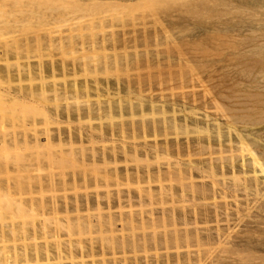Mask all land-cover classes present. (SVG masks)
Listing matches in <instances>:
<instances>
[{
	"label": "rangeland",
	"instance_id": "374dc122",
	"mask_svg": "<svg viewBox=\"0 0 264 264\" xmlns=\"http://www.w3.org/2000/svg\"><path fill=\"white\" fill-rule=\"evenodd\" d=\"M92 1L99 5H93ZM168 1L167 5L166 2L163 3L166 7L155 4H152L153 7L151 4L137 7V1L134 0H91L92 3L86 0H0V93L3 90L10 93H18L17 91L21 90L25 94L31 91L36 97L30 106L26 107L14 103H6V106H3L1 104L7 100L3 99L4 97L3 103L0 101V255L7 257L3 261L1 258L0 264H36L34 256L22 257L21 249L24 245L29 248L36 245H52L55 241L84 244L90 241L95 243L110 241L111 236L105 235L104 230L100 233L97 228L88 230L82 223H76L73 219L75 213L71 210L66 214L61 205L69 203L71 207L74 200L85 199L86 196L93 198L95 192L104 196L106 189L113 195L118 190L123 192L121 194H126L127 191L135 193L138 188L145 190L147 187L146 184L135 181L129 185L121 181L117 186L116 181L110 180L108 184L100 187L88 183L86 187L74 188L69 184L70 178H102L103 175L107 176L113 172L119 176L118 178H125L124 175L132 177L136 171H140L138 174L142 176L144 175L142 171L154 173L156 168H160L162 172L166 171L165 157L161 154L156 156L148 153L146 149L155 145L161 147L166 143L174 145L173 147L177 144L183 146L187 136L183 133L175 136L170 130L167 136L161 131L159 136L150 140L151 129L146 128L145 133L139 131L142 122L152 120L149 114L150 105L162 107L166 113L169 111L166 115H171L175 111L179 123L183 119V114L192 112L198 124L189 125L203 129L207 127V123L205 124L207 121L203 118L205 112L209 116L214 115L211 113L214 110L210 102V93L219 98L220 95H223V98L243 97L240 92L248 85V80L241 84V81L234 79L237 71H240L238 66L241 62L237 57L244 54L241 50L243 43L239 41L243 42L242 39L247 38L249 36L247 34L251 32L259 35L263 32L264 25L260 29L252 22L238 33L225 23L217 26V23L211 20L214 28H209L208 24L202 22L210 20L201 17L199 11L209 13L232 11L230 7L225 8V3L229 0L212 2L175 0L177 4L172 0L169 3ZM261 11L260 9L259 12ZM262 66L264 67L263 64ZM262 66L258 64L259 68ZM30 70L32 78L28 74ZM260 73L256 81L257 85L262 86L264 72ZM42 88L44 94L39 95L41 91L36 89ZM207 93L208 97L205 95ZM203 94L205 96L202 98ZM219 98L220 104L224 106L222 102H225V98H221L223 101ZM183 99L186 101H182ZM117 106H121L120 111L113 109L114 113L108 114L107 111H103L109 107L118 108ZM257 108L260 110L254 107L253 115L261 110L264 112V108ZM101 109L103 112H100ZM154 118L157 122L160 120L159 116ZM209 122L213 124L212 121ZM221 125V131L227 132L226 127ZM193 127V130L196 129ZM243 128L245 127L239 125L238 129L242 131ZM208 129L214 130V124L208 126ZM120 130L125 131L127 136H118ZM255 131L261 133L264 128L263 131H259L256 127ZM60 133L62 140L58 141L57 134ZM69 133H72L75 139L71 140V145L68 146ZM195 135L196 133H190L188 137L195 138ZM46 136L52 138L50 144L54 148L50 150L43 147ZM89 136H92L90 140ZM14 140L19 141L17 146L12 145ZM262 140L261 143L264 144V138ZM57 141L62 147L61 145L57 147ZM102 151L107 153L105 160L101 158ZM91 154L97 155L95 156L97 161L94 162L97 168L95 166L94 169L85 166L91 165L92 162L85 161ZM171 159L173 160H170L171 166L176 167L175 157ZM181 159L185 161L187 158ZM197 161L198 158H193L192 166H199ZM227 174L226 178L217 179H224L223 183L227 181L232 188L233 177L231 173ZM236 175L241 177L239 173ZM258 175L257 171L254 172V178L260 182L263 180L260 187L261 193H264V178ZM110 176L115 178L113 175ZM190 179L189 181L195 184L207 183V180H200L201 178L198 179L196 175ZM49 181L53 183L50 184ZM169 181L168 178L161 180L160 183L152 181L149 189L155 193V197L146 199L145 205L141 208L144 213L141 215L146 216L147 220L150 213L155 217H162L168 215L170 211L172 214L177 213L176 216L181 218L186 212L188 215L186 219L189 218L188 226L178 221L180 224L177 228L180 234L185 231L191 233L195 228L203 229L207 226L214 232L216 229L214 212L209 225L193 224L190 214L192 207L186 203L191 198V193L184 194L183 198L177 193L171 198L170 189L175 187L177 180L171 183ZM237 181L242 184L243 180ZM244 196L243 191L238 193L237 200L241 204L238 207L243 210L248 205L247 207L252 209L255 205L254 188L251 187L248 197ZM151 200L152 202H149ZM225 202L228 213L233 214L237 210L236 204L234 207V200L228 198ZM259 202H264V198L259 199ZM54 203H57V206ZM133 206L131 210L136 214L141 212H138L139 206ZM127 208L123 210L124 213H128ZM210 210L212 211V207ZM106 211V208L100 212L92 208L88 212H81V215L88 214L91 220H96L98 215L100 218L102 215L103 218ZM251 211L252 216H255L256 210ZM183 212L181 216L180 213ZM111 213L117 215L118 211L113 207ZM222 218L223 215L219 217ZM234 218L231 216V219ZM146 224L144 231L139 229V224H135L138 228L124 227L126 229L122 231L124 230L123 233L127 237L125 238L128 239L133 229L136 237L140 234L144 237L143 232L145 236L152 234L155 227L150 229L151 226ZM217 225L224 228V222ZM165 226L156 227L155 234L159 235H155L156 237L165 236V233L166 236L169 233L171 235V225L167 223ZM235 228L238 231L243 230L241 225ZM205 232L201 231L202 237ZM119 239V233L114 232L111 242ZM168 245L156 249L141 248L136 250L138 252L135 254L141 260L147 257L150 263L156 261L154 256H159L158 260L163 264H177L175 258H178L180 264H195L193 242L189 245L181 243L176 247L173 243ZM259 254L263 256L264 252ZM133 255L106 254L105 259L114 258L117 264H122L121 260L124 257L131 264ZM97 259L100 260L99 256H96L95 260L100 262ZM84 260L91 261L89 258ZM60 262L69 263L66 260H50V263L54 264Z\"/></svg>",
	"mask_w": 264,
	"mask_h": 264
},
{
	"label": "bare ground",
	"instance_id": "6f19581e",
	"mask_svg": "<svg viewBox=\"0 0 264 264\" xmlns=\"http://www.w3.org/2000/svg\"><path fill=\"white\" fill-rule=\"evenodd\" d=\"M86 1L91 2V0H86ZM124 1H131V0H124ZM134 1H137V5H136L137 7L143 4H145L146 6L147 5L149 6V4H151V6L152 4L153 5L155 4V6L161 5V6L166 7L167 5L166 1L168 0H134ZM172 1L174 2L175 0H172ZM199 1L202 2L204 0H199ZM205 1L208 2L210 0H205ZM165 2H166V5L163 4ZM210 2H212V0ZM96 4L99 5L98 3L93 2V5H96ZM102 4L105 5V3H102ZM93 5H91V7ZM226 7H230L232 11H225L222 13H219V12L209 13L208 11L200 10L199 12L201 14V17L210 20V22L203 21L202 23L208 24L209 28L210 27L214 28V26L211 25L213 22L217 23L216 24L217 26L225 23L226 25H229L231 29H236L235 31H237L238 33H240L248 25H251L252 22H255L254 25L259 26L260 29L263 28L264 0H254L253 2L246 1V0H229V1H226L225 3V8ZM105 8H108V7L105 6ZM115 8L116 7H114V9ZM260 9L262 10L261 12H259ZM197 13L198 11L195 14ZM194 22H195L194 24L198 26L197 22L196 21ZM229 32L231 33V31ZM247 35H249L247 38L242 39L243 42L239 41L243 43L241 50L244 52V54H240L241 56L237 57L240 60L239 62H241L239 66L237 65L240 71L238 70L239 73L237 71V74L234 77L235 81L238 79L239 81H241V84L243 83V81L248 80L247 81L248 85L245 86L243 90L241 89L242 92H240L241 94H243V97L234 96L233 98H231L229 96L228 97L224 96L225 102H222L224 103V106H223V104H220V101L218 100L219 97L218 96L216 97L215 95L212 96L213 94L210 93L209 95V97L211 98L210 102L214 110L211 113H213L214 115L209 116L205 112V115L203 116V118L206 119L205 121H207L205 122V124L207 123V127L205 128L202 127L203 129H199L196 126L194 127L190 126L189 124L191 125L198 124L196 116L192 112H189L188 114H183L182 115L183 119L180 120L181 122L179 123L178 118H177L178 114L176 116L175 111H173L171 115L170 114L166 115L169 111H167L166 113V111L162 107H157V106L149 104L151 113L149 112L148 113L150 114L151 117L149 115L147 116L152 118V120H148L147 122L145 121L142 122L139 131L145 133L146 128L151 129L152 138L150 140H153V138H155V136L157 137V135L159 136V134H161V131L162 133L164 132V134H166L167 136L168 135L167 133H170L169 132L170 130L175 136H177L178 134L181 135L182 133L187 136L186 143L183 146L176 143L177 146L173 147L174 145H170L169 143H166L165 145L161 147H156L155 145L151 148L146 149L148 153H152L156 156L161 154L165 157L166 162H167L166 163L167 169L165 172H162L160 168H156L154 173H152L151 171L149 172L142 171L144 174L143 176L138 174V172L140 171H136V173L132 177H130L131 175H128V174L124 175L125 178H118L119 176L113 172L114 174L112 173L110 175H113V177L115 178H110L112 177L110 175H107V176L103 175L102 178H70L69 179V184H71L74 188H76L77 186L86 187L88 183L97 184V187H100L102 185L108 184L110 180L116 181L117 186L121 183V181L126 182L125 183L126 185H129L130 182H133V181L139 184L144 183L147 185L145 190L138 188L137 192L132 193L130 191H127L126 194H121L123 192L118 190L116 194L111 195L108 189H106L105 191L106 193L103 194L104 196L102 195L100 196L97 192H95L93 198H89L86 196L85 199L74 200L71 207L69 206V203L61 205L63 211L66 214H68L67 211L70 212L71 210L75 213V216L73 219L75 220L76 223L78 224L82 223L85 227L88 228V230L89 229L92 230L93 227L97 228V230L100 231V233L102 232V230H104L105 233L104 232L103 233L105 235L109 234L111 238L113 237L114 232L115 233L117 232L120 235L119 240L111 242L112 240L110 238L109 242L108 241L104 242L106 244L101 243V242L95 243L92 241H90L87 244L73 243L71 241H67L66 243H63L61 241H55L52 245L50 244L36 245L33 247H29V248H27V246L24 245L22 246V249H21L22 257L29 258V257L34 256L36 258L35 259L36 264H41V263L54 264V263H50V260H56V259L69 261L68 264H117L114 258L105 259V255L106 254L115 255L116 253H119L124 256L125 254L130 253V254H134L131 264H163L162 261L158 260L159 256H154L156 258V261L155 262L151 261L152 263H150L148 259H146L147 257L144 258L143 260L138 259L136 256L138 251L136 252V250H139L141 248H146V247L156 249L160 246H165V245H166L165 247H167L168 244H172V243L175 244V247H176L179 244L181 245V243H185V244L187 243V245H189L191 242H193V247L195 249V252L193 254L195 257H194L193 262L195 264H264V254L263 256L262 254L261 256L259 254V253L264 252V202H259V199H261L262 197L264 198V193L263 192L261 193L262 188L260 187L261 186L260 183L263 180L260 182L257 178H254V172L256 173V171H257V174L261 175L264 178V144L261 143L263 141L262 139L264 138V131H263L264 112H262L263 110H261V112L256 113V115L252 114L255 112L254 107H256V109H259L257 107H261V109L264 108V85L262 84V86H259V84L257 85V81H256V77L261 74L260 72H264V67L262 66V64L264 65V30L259 35L255 34V32L254 34L251 32L250 34H247ZM249 49H252V51ZM234 60H236V58ZM115 64L116 63H114V65ZM258 64L262 66L260 67L261 69L258 67ZM117 65L118 64H116V66ZM257 69H259V74H257ZM52 71H53V68H52ZM31 72L32 70L28 71L29 77L31 76L30 78H32V75L30 74ZM193 82L194 80L192 81V83ZM219 87H220V84H219ZM36 90L41 91L39 92L40 93L39 95L44 94L43 88L41 90H38V89ZM7 91L8 90H3L0 93V101L2 103H3V100H2L3 97H4L3 99L5 98L7 99L4 101L5 102L4 104H1L3 106L4 105L6 106V103H14V104L21 105L22 107L23 106L26 107V106H30L29 104L36 98L35 94L31 91L27 92L26 94L21 92V90L17 91L18 93H10ZM208 93L205 94L207 95V97H208ZM231 94L233 95V93ZM205 95L203 94L202 98ZM220 97L223 98V95H220ZM221 98L219 99L223 101ZM182 101H186V100L183 99ZM190 105H192V103ZM120 107L118 108L109 107L106 110L103 109V111L105 112L107 111V114H108V113H112L113 109L115 111L116 110L120 111L119 110ZM130 107H132V105H130ZM103 111L101 109L100 112H103ZM78 115H79L78 117H80V114ZM147 116H144V117H147ZM155 116L160 117L159 118L160 120H158V122L155 121L156 119L154 118ZM208 119L212 121L215 126V129L212 131L208 129V126L210 125L213 126V124L210 123ZM219 122L223 124L224 128L226 127L227 132L221 131L222 125ZM158 124L160 125L158 126ZM239 125L241 127L244 126L245 128H243V130L241 131L240 129H238ZM261 125H263V127ZM192 127L196 129L193 130ZM256 127H258L259 131H263V132L256 133L255 131ZM131 129L135 130L132 127ZM119 133L120 135L118 134L116 135L120 137H124L125 135L127 136L125 131L120 130ZM190 133H194V134L196 133V135L194 136L195 138H189L188 135ZM132 134L133 133H131V136ZM57 136H58L57 137L58 141H60V139L62 140L61 133L57 134ZM91 138L92 136H89L88 139L90 140ZM50 139L52 138L51 137L49 138V136H46V138L44 139L45 145L43 144L44 145L43 147L49 148V150L54 148L50 144L51 143ZM68 139H69L68 141V146H69L71 145L70 141L74 140L75 137L73 136L72 133H69ZM35 140L40 143L39 140L37 139ZM153 142H155V140ZM18 143L19 141L14 140L12 142V145L17 146ZM59 143L60 142L57 143L58 144L57 147L61 145V143L60 144ZM58 149H61V148H58ZM111 154H113V152H111ZM95 156L97 155L91 154L87 158H85V161L87 163L89 162L93 163V164L91 163V165L88 164L89 166L85 165L87 168L93 167L92 169H94L95 166L97 168L96 163L94 165V162L97 161ZM106 157H107V153L106 152L104 153L102 151L101 158L105 160ZM134 157H136V155ZM134 157H131V159H135ZM172 157H175L176 162L175 163L173 162V163H174V166L176 167H172L170 164V162L173 161L171 159ZM183 157L187 159L184 161L181 159ZM123 158L125 159V157ZM193 158H198L197 162L199 166H192ZM115 159L116 157L114 158V160ZM128 173L131 174L130 172ZM227 173H231L230 175H232L233 177L232 179L231 176H229L232 180H234L231 183V185L233 186L232 188H230L229 185L226 183L227 181L223 183L224 179L222 180L217 179V178H226L225 175ZM237 173H239L241 177L239 175L238 177L236 175ZM194 175H196L198 179L201 178L200 180H203V181L207 180V183L199 182L195 184L189 181V179L192 178V176ZM229 177L228 179H230ZM167 178H168V181L170 180L169 181L170 183L173 181L175 182V180H177V182L175 183L176 185L177 183L179 185V186L177 185L178 188L176 187V185H174L175 187H172L173 189L170 187L171 188L170 189L171 198L177 195V193L180 194L181 198H183L182 196L185 197L184 194L191 193L192 196H190L191 198L187 200L186 203H188L187 205L192 207L190 214H191V218L193 219V224H195L196 226L197 225L198 226L199 225H209L211 221L210 218L212 217V213L214 212V217H215L214 221L216 224L215 225L216 229L214 231L215 234L214 232H212L213 230H211V228L208 226L205 228L203 227V229L195 228V231H192L191 233L188 231H185L182 234H180V230L177 228L180 222L182 221L181 224L184 226H186L187 222H189L188 220L189 218L186 219V217L188 216L186 215L187 214L186 212L185 214L184 212L180 213L181 216H183L184 214V216L181 218L176 216L177 214L176 212H175L176 214H174V212L172 214V212L170 213V211H168L169 213L166 212L168 213V215H162V217L160 216L155 217L153 213L149 212L150 214L148 215L149 217H147L148 218L147 220L145 218L146 216L141 215L142 213H144L142 212L141 208H143V206L145 205L144 203L146 199L150 200L155 197L154 195L155 193H152L151 189H149L152 181L156 180V182L160 183L161 180H164ZM248 178H251V179H248ZM240 179L243 180L241 182L242 184H240V182L238 183L237 181V180L240 181ZM49 183L52 184L53 182L49 181ZM251 187L254 188L255 205L253 206L252 209H253V212L254 210H256L255 216H252V211H251L252 209L250 207H247L248 206L247 204H245L247 206H245L246 208L243 210L240 207H238V206H241V204H239V201L237 200L238 193L241 191H243V194H245V196L248 197L250 195ZM228 198H231L234 200L235 202L234 207L237 205L236 206L237 210L233 214L228 213L229 211L226 206L227 203L225 202ZM123 199H125V201ZM206 201H209V202L211 201V203H208V202L206 203ZM149 202H152V200ZM54 205L57 206V203H54ZM133 205L139 206L138 209L140 210L138 212L140 211L141 212L136 214V212L131 210L134 207ZM113 207L118 211L117 215L111 213V209H113ZM126 207H128L127 208V211L129 210L128 213L127 212L124 213L123 211ZM210 207H212V211L210 210ZM92 208H95L97 212H100L101 209H104V208H106L107 211L105 213V216H103V218H102V215H101V218L98 215V218L96 220H91L88 214H86L85 216L81 215V212L83 211L88 212L89 210H92ZM57 210H59V206L57 207ZM221 215H223V218L219 219ZM231 216H234L235 218L231 219ZM231 221L233 223H230ZM221 222H224V228H220V225H217L218 223H221ZM146 223L149 224V227L151 226L150 229H152V227H155L156 229V227L159 225L164 227L165 225H167V223H169V225H171L172 227V230H171L172 233L171 235L169 233L170 236L169 235L166 236L167 234L163 233L165 236L161 235L162 237L158 238L156 236H159V235L155 234L156 230L153 228L154 231L152 230L153 231L152 234L150 235L147 234L148 236H145V232H143L144 237L141 236V234L139 235L141 237L139 236L136 237V235H134L135 233L133 234V231H135V229H133V231L131 230L132 233L129 235V237L131 235L132 236L126 239L127 237L123 233V231L126 229V228L124 229V227L129 226L130 229H132V228H135L139 224L138 225L139 229L144 231L145 230L144 226ZM135 224L137 225L135 226ZM232 225L234 227L231 228ZM238 225H241L243 227V230H239V231L235 230L236 229L235 227H237ZM138 226L136 228H138ZM122 229L124 230L122 231ZM203 230L206 231L204 233V237H202L203 235H201V231L203 232ZM42 231H44V228L42 229ZM11 233H12V230H11ZM96 256H99L100 260L98 259L97 260L100 262H96L95 260ZM6 258L4 255L2 256L0 255L1 261H3V259H6ZM17 258H18V255L16 254V260ZM85 258H89L91 261L87 262L84 260ZM174 260H176L177 264H180L178 261V258H175ZM121 263L129 264L125 260L124 257H123V260H121ZM56 264H63V263L60 262Z\"/></svg>",
	"mask_w": 264,
	"mask_h": 264
}]
</instances>
